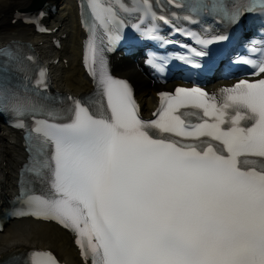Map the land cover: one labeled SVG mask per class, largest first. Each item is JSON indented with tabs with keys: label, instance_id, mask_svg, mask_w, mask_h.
<instances>
[{
	"label": "snow or ice",
	"instance_id": "obj_1",
	"mask_svg": "<svg viewBox=\"0 0 264 264\" xmlns=\"http://www.w3.org/2000/svg\"><path fill=\"white\" fill-rule=\"evenodd\" d=\"M90 9L86 63L96 94L67 97L64 122H36L28 170L47 173L50 194L29 200L34 214L73 231L91 264H264V79L218 95L178 87L159 94L155 119H142L131 86L111 75L104 55L118 39L108 31L120 24L116 9L104 0ZM240 63L264 73V62ZM9 100L0 92V107ZM15 110L46 111L19 102ZM20 264L59 262L35 250Z\"/></svg>",
	"mask_w": 264,
	"mask_h": 264
},
{
	"label": "bare ground",
	"instance_id": "obj_2",
	"mask_svg": "<svg viewBox=\"0 0 264 264\" xmlns=\"http://www.w3.org/2000/svg\"><path fill=\"white\" fill-rule=\"evenodd\" d=\"M38 0H0V43L22 39L31 43L51 62L54 87L64 93L79 95L92 89L81 65L84 36L80 29L77 0H50L57 5L54 15L45 21L52 33L36 35L31 26L13 21L20 8H27ZM61 38V48L53 45V38ZM59 59L57 63L55 61ZM113 72L130 78L137 87L143 109L150 114L158 104L162 86L151 73L142 69L140 61L116 56L112 61ZM231 83H213L210 92ZM20 134L9 131L0 122V208L17 190L18 169L26 158ZM49 249L68 264H84L74 246V236L56 224L22 219L12 222L0 233V258L14 249Z\"/></svg>",
	"mask_w": 264,
	"mask_h": 264
},
{
	"label": "water",
	"instance_id": "obj_3",
	"mask_svg": "<svg viewBox=\"0 0 264 264\" xmlns=\"http://www.w3.org/2000/svg\"><path fill=\"white\" fill-rule=\"evenodd\" d=\"M45 2H46V0H38L37 3L32 5L30 10H37V9L41 8Z\"/></svg>",
	"mask_w": 264,
	"mask_h": 264
}]
</instances>
